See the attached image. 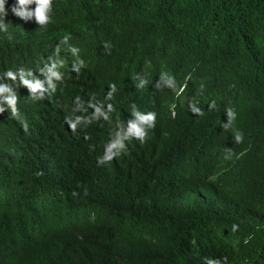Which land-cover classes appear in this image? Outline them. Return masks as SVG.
<instances>
[{"label":"trees","instance_id":"trees-1","mask_svg":"<svg viewBox=\"0 0 264 264\" xmlns=\"http://www.w3.org/2000/svg\"><path fill=\"white\" fill-rule=\"evenodd\" d=\"M14 2L0 31V83L17 95L0 114V264H223L225 246L264 264V0H53L44 26ZM53 64L55 90L4 75L47 81ZM164 74L188 78L205 110L160 94ZM156 99L143 141L113 142Z\"/></svg>","mask_w":264,"mask_h":264},{"label":"clouds","instance_id":"clouds-1","mask_svg":"<svg viewBox=\"0 0 264 264\" xmlns=\"http://www.w3.org/2000/svg\"><path fill=\"white\" fill-rule=\"evenodd\" d=\"M8 0H0V31H7L8 22H6V17L8 16V10L6 9V4ZM34 5V7H33ZM53 0H15L13 6L11 7V13L20 18L21 20L28 22L35 20V22L39 26L47 25L51 20ZM103 38V37H101ZM67 41V37H65V42ZM73 52H76V49H72ZM77 71L79 69H76ZM50 77L47 81H40L39 79L31 80L26 77L31 76V73H25L23 70H20L17 73L12 71L6 72L4 75L12 80H16L17 76H19L20 81L24 86H26L32 94L37 93L44 89V84L47 83L49 88L55 90V84L52 83V77L55 80L61 79V74L56 70V65L53 64L52 68L49 69ZM146 81L140 86L138 89H142L145 87ZM157 87H160L159 93L168 96L172 95V98H180L183 102H190L192 114H200L205 110L207 103L204 101H200L199 99H193L192 95L189 94V80L188 78H172L166 77L164 74L161 77V81L158 82ZM136 88V84L134 89L132 90V94L135 95V99L137 100V95L139 90ZM164 99V98H163ZM165 100V99H164ZM166 103V100L164 101ZM16 104H17V95L13 88L4 83H0V114L6 110L4 105L7 108H10L13 114L16 113ZM138 108V112L134 111L133 116L135 120L129 121L128 123H121V125H127L126 130L120 136H118L113 142L117 145H120L122 142L126 141V138L129 139L131 136H135L136 138L143 141L146 136V128L155 126V123H158L160 120L161 114L160 109L157 104V99L153 102L152 105L147 107ZM169 110L175 109V103L168 107ZM174 114V111H173ZM228 116L234 120L235 112L233 110L228 111ZM231 126V124L229 125ZM228 126V127H229ZM227 127V125H225ZM243 136L242 133L237 132L235 135V140L240 142ZM107 155L113 157L116 153L112 148H107L105 150ZM227 158V157H226ZM223 264H251L241 258L234 249L225 246V255L222 258ZM212 264V262H209Z\"/></svg>","mask_w":264,"mask_h":264},{"label":"bare ground","instance_id":"bare-ground-1","mask_svg":"<svg viewBox=\"0 0 264 264\" xmlns=\"http://www.w3.org/2000/svg\"><path fill=\"white\" fill-rule=\"evenodd\" d=\"M206 191V190H205ZM248 217V216H247ZM249 219V218H248Z\"/></svg>","mask_w":264,"mask_h":264}]
</instances>
